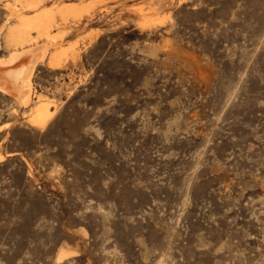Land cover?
I'll return each instance as SVG.
<instances>
[{"label": "rangeland", "instance_id": "1", "mask_svg": "<svg viewBox=\"0 0 264 264\" xmlns=\"http://www.w3.org/2000/svg\"><path fill=\"white\" fill-rule=\"evenodd\" d=\"M26 4L56 38L0 88V264H264V0H0L2 59Z\"/></svg>", "mask_w": 264, "mask_h": 264}, {"label": "bare ground", "instance_id": "2", "mask_svg": "<svg viewBox=\"0 0 264 264\" xmlns=\"http://www.w3.org/2000/svg\"><path fill=\"white\" fill-rule=\"evenodd\" d=\"M37 4V3H36ZM34 4V5H36ZM32 4H26L22 8L18 9L17 11H12L10 16H16L17 18H20L21 24L19 27L14 28L10 35H9V42L13 46H19V48L12 51L11 56L9 59H2L0 57V64L5 66V64H10V68H6L2 72V75L0 76L1 80L4 81L1 82L0 80V88L4 90L5 92L14 95L21 103L25 105H29L31 102H33V95L32 93V75L33 72L36 69V66L38 64V57L33 56L35 53H32V49L29 47H24L26 43H29L32 41L31 38V31L37 30L40 36H46L47 38L55 39L56 37H51V27L52 22L50 19L46 18L47 16L41 15L37 16L34 19H28L24 18L22 16V9H27L29 7H33ZM20 11V12H19ZM22 47V48H21ZM24 49V50H22ZM30 55L31 57H28L19 61L22 62L19 64V66L13 67L14 63L22 56ZM51 64L58 65V63L55 62L54 59H51ZM1 67V66H0ZM2 68H0L1 70ZM1 74V73H0ZM39 101V100H37ZM40 103V104H39ZM36 106V114L33 118L34 124H44L47 120V118L50 116L49 114V108L47 104H44L43 101L39 102ZM63 254L59 255L58 260L63 261L65 258H67L71 253L62 252Z\"/></svg>", "mask_w": 264, "mask_h": 264}]
</instances>
